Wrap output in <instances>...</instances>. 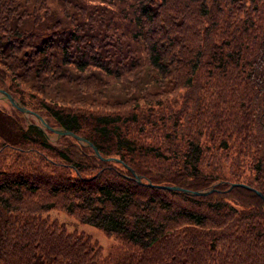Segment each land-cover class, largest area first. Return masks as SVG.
Listing matches in <instances>:
<instances>
[{"label": "trees", "instance_id": "obj_1", "mask_svg": "<svg viewBox=\"0 0 264 264\" xmlns=\"http://www.w3.org/2000/svg\"><path fill=\"white\" fill-rule=\"evenodd\" d=\"M0 86L120 160L0 102V264H264V0H0Z\"/></svg>", "mask_w": 264, "mask_h": 264}, {"label": "water", "instance_id": "obj_2", "mask_svg": "<svg viewBox=\"0 0 264 264\" xmlns=\"http://www.w3.org/2000/svg\"><path fill=\"white\" fill-rule=\"evenodd\" d=\"M0 100L6 102L9 104L10 107L16 109L17 111H19L24 117L28 118V117H34L40 124L39 128L43 131V129H47L48 131L52 132L53 134H55L58 138L60 136H68V137H72L73 139H75L78 143H80L81 145H85L89 148H91L94 151V155L103 160V161H114V162H120V160L115 159V158H104L102 157L98 150L96 149V147H94V145L92 143H90L89 141H87L86 139H84L83 137H80L70 131L65 130L64 128H52L49 123L41 116H39L38 114H36L35 112L25 108L23 105L20 104L19 101H17L10 93H8L5 89L0 88ZM136 177V181L138 183H141L140 181V177L139 176H135ZM147 186L149 187H155L157 189H163V190H168V191H174V192H181L183 194L186 195H190V196H206L209 193L214 191L215 186H212L211 188H209L208 190H204V191H191L188 189H184L178 186H165V185H158V186H154L152 185L150 182L147 183ZM233 187H242L245 189H250L248 186L244 185V184H231L229 186L228 190H231ZM257 195L260 196L263 200H264V196L260 193L257 192Z\"/></svg>", "mask_w": 264, "mask_h": 264}, {"label": "rangeland", "instance_id": "obj_3", "mask_svg": "<svg viewBox=\"0 0 264 264\" xmlns=\"http://www.w3.org/2000/svg\"><path fill=\"white\" fill-rule=\"evenodd\" d=\"M0 88H3L0 86ZM4 89V88H3ZM15 98V97H14ZM16 99V98H15ZM17 100V99H16ZM18 101V100H17ZM0 102L2 103H5L6 105L9 106L8 103L0 100ZM10 107V106H9ZM12 108V107H11ZM28 109V108H27ZM30 110V109H29ZM36 113V112H35ZM38 114V113H36ZM39 115V114H38ZM41 116V115H39ZM42 117V116H41ZM25 119V121L29 124L31 123L32 121H34V123H36L38 126H40L39 122L34 118V117H23ZM43 131L45 132V134L47 135V137L51 140V141H55L56 139V136L51 133V134H47V130L43 129ZM108 162H114V161H108ZM116 163H120V162H116ZM127 169L129 171H131V173L133 174V176H138L131 168L127 167ZM141 178V176H139ZM136 179V177H135ZM143 179L141 178L140 181H142ZM216 184V185H215ZM212 186H217V183H213L211 186H209L207 189H204V190H208L209 188H211ZM250 188V187H249ZM229 189V188H228ZM227 191H230L228 190ZM251 189V188H250ZM163 190V189H162ZM203 190V191H204ZM165 191V190H164ZM168 191V190H167ZM215 191V190H214ZM211 192L209 193L208 195L214 193ZM257 192H260V191H257ZM261 193V192H260ZM262 194V193H261ZM263 195V194H262ZM264 196V195H263ZM49 217L52 218V219H56L58 222L60 223H64L68 230L70 231H73V230H76V231H79V232H83V233H86V234H89L93 239H95L100 245H102L105 250L109 249L110 245L114 244V238L113 237H106L103 233H101L100 231H98L97 229L89 226V225H79L77 224V222L72 218V217H69L67 215H65L64 213H60V212H57V211H52L49 213ZM223 264H228V263H223ZM233 264H237V263H233Z\"/></svg>", "mask_w": 264, "mask_h": 264}]
</instances>
